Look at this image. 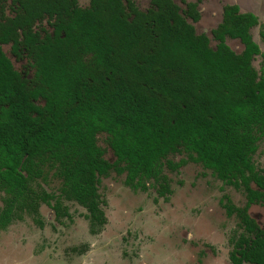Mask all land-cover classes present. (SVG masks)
Here are the masks:
<instances>
[{"label": "trees", "instance_id": "trees-1", "mask_svg": "<svg viewBox=\"0 0 264 264\" xmlns=\"http://www.w3.org/2000/svg\"><path fill=\"white\" fill-rule=\"evenodd\" d=\"M5 1L0 43L12 42L18 55L25 48L34 72L23 77L0 48V225L16 212L37 214L39 201L50 204L52 194L29 186L47 164L61 180L60 195L86 209L96 233L106 223L101 176L125 174L126 185L142 190L153 180L157 196L167 199L172 189L162 167L177 168L183 160L167 156L184 150L244 191L243 206L224 202L244 229L230 238V264H264V224L248 213L251 204L264 205V172L251 162L257 133L264 134V72L250 64L259 53L248 32L256 17L225 5L212 48L193 25L197 4L186 0L183 10L173 0H151L145 11L131 0H90L87 7L13 0V17L3 13ZM44 18L52 29L41 34L34 25ZM226 35L244 43L240 55ZM99 133L113 161L104 157ZM52 206L57 216L66 213L59 199Z\"/></svg>", "mask_w": 264, "mask_h": 264}, {"label": "rangeland", "instance_id": "rangeland-1", "mask_svg": "<svg viewBox=\"0 0 264 264\" xmlns=\"http://www.w3.org/2000/svg\"><path fill=\"white\" fill-rule=\"evenodd\" d=\"M77 1L87 6L89 0ZM134 1L141 9L149 7V0ZM227 2H237L243 11H253L264 21V0H201V18L195 27L197 32L207 33L212 47L216 42L210 31L221 21V7ZM39 25L50 28L45 20ZM252 35L264 50L257 27ZM227 43L236 52L241 50L237 40L228 39ZM4 50L18 70L32 74L25 59L16 60L7 45ZM260 61V56L254 59L257 68ZM97 143L105 150L104 157L113 161L105 133L97 135ZM252 158L264 169V137ZM167 159L186 161L176 170L162 167L173 190L167 201L154 200L152 180L146 181L142 191L126 186L125 175L113 170L100 177L98 190L107 221L97 233L89 231L86 210L61 197V180L54 169L45 168L43 176L30 184L59 197L69 217L56 219L53 209L43 202L37 214L16 212L14 219L0 228V264H229L230 238L242 228L234 215L226 214L223 203L229 198L242 206L243 190L215 177L184 150L169 154ZM3 196L0 192V208ZM249 212L260 224L264 222V206L253 204Z\"/></svg>", "mask_w": 264, "mask_h": 264}, {"label": "flooded vegetation", "instance_id": "flooded-vegetation-1", "mask_svg": "<svg viewBox=\"0 0 264 264\" xmlns=\"http://www.w3.org/2000/svg\"><path fill=\"white\" fill-rule=\"evenodd\" d=\"M133 3H134V5L138 8V9H140V10H142V11H145V10H147L148 8H150L151 6H152V4H151V0H149V7L148 8H146V9H141L138 5H137V3L134 1V0H131ZM179 7H180V9L181 10H183V9H185V4L181 1V0H179L180 1V3L183 5V7H181V5L178 3V2H176V0H173ZM186 1H189V2H193V3H196L197 4V9H198V11H199V13H200V18H201V10L199 9V2L201 1V0H195V1H193V0H186ZM76 2H77V4H78V1L76 0ZM89 2H90V0L88 1V5H89ZM87 5V6H88ZM225 5H236L237 7H238V9H239V11L240 12H242V13H251L252 15H254L255 17H256V23L255 24H253L252 26H250L249 27V29H248V32H249V34H250V36H251V39H252V41H254L257 45H258V48H259V53H256V54H254L253 56H252V58H251V60H250V64H251V66H252V68L254 69V71L257 73V75H261L263 72H264V50H262V48H261V46H260V44L254 39V37H253V35H252V29L253 28H255V27H257V29H258V36H259V38L264 42V38L262 37V35H261V30H262V25L264 24V21H261L260 20V18H259V16L255 13V12H253V11H243L241 8H240V6H239V4L237 3V2H227V3H224L223 5H222V7H221V21H222V14H223V7L225 6ZM78 6H80L79 4H78ZM87 6H80V7H87ZM17 8H18V3H13V0H6L5 1V5H4V7H3V13L5 14V16H7V17H13L14 16V14H15V11L17 10ZM200 18H199V20H200ZM46 21L47 23H48V25L50 26V28H47L46 26H44V25H39V24H41V22H43V21ZM188 20H190V19H188ZM198 20V21H199ZM191 21V20H190ZM198 21H196V22H198ZM220 21V22H221ZM196 22H193V25H194V27H195V23ZM219 22V23H220ZM218 23V24H219ZM218 24L215 26V27H217L218 26ZM39 25V26H38ZM214 27V28H215ZM214 28H212L211 29V35H212V30L214 29ZM34 29L35 30H37L38 32H40L41 34H43V32H44V30L45 29H47V30H51L52 28H51V25H50V23H49V20L47 19V18H44L42 21H38V22H36L35 23V25H34ZM195 29H196V27H195ZM18 32L19 33H21V31H20V29H18ZM196 32H197V30H196ZM197 33H199V32H197ZM200 33H205V32H200ZM206 35H207V33H205ZM208 36V35H207ZM209 37V36H208ZM212 38H213V36H212ZM19 39H21V37H19ZM214 39V38H213ZM228 39H231V40H237L240 44H241V50L239 51V52H236L235 50H233L230 46H229V44L227 43V40ZM209 40H210V38H209ZM215 40V42H216V44H217V40L216 39H214ZM224 42H225V44L226 45H228V47L234 52V53H236V54H241L242 52H243V50H244V48H245V45H244V43L241 41V39L239 38V37H231V36H229V35H226L225 37H224ZM216 44H215V47H216ZM5 45H7V46H9V50H10V53L14 56V58L16 59V60H26L28 63H29V66L31 67V70H32V74L30 75V76H28V75H26L24 72H22V71H20V70H18L15 66H14V63H13V61H12V59L10 58V56L5 52V50H4V46ZM211 45V44H210ZM21 46V45H20ZM212 47V46H211ZM215 47H212V48H215ZM0 48H1V50H2V52L4 53V55L11 61V63H12V65H13V67H14V69H16L17 71H19L21 74H22V76L23 77H25V78H27V79H30L31 77H32V75H33V72H34V68H33V65H32V60H31V56L28 54V52L26 51V49L25 48H23V47H21V48H19V55L18 54H16L13 50H12V42H3V43H0ZM257 56H260L261 57V61H260V65H259V68H257L255 65H254V59L257 57ZM36 103H38V101H36ZM40 103H43L42 102V100H40ZM261 137H264V134H258L257 133V140H256V149H255V151L252 153V155H251V162L254 164V166H255V169L256 170H260V171H263L264 172V169H261V168H258L257 167V165L254 163V161H253V155H254V153L256 152V150H257V148H258V141H259V139L261 138ZM174 153H176V152H174ZM172 154V153H171ZM188 156L189 157H191L192 158V156L191 155H189L188 154ZM193 156H195V154H193ZM191 160H193L194 162H196V163H200L204 168H206V169H209L211 172H212V174H213V170L211 169V168H208V167H205L200 161H196V160H194L193 158L191 159ZM182 160H179L178 162H181ZM186 163V161L185 160H183V162L182 163H180L178 166H177V168H175V169H171V170H176V169H178L181 165H183V163ZM177 163V162H176ZM45 168H50L47 164H44V165H42V166H40V168H39V170L41 171V175H39V176H34L33 178H31L30 180H29V186L31 187V188H33L32 186H31V184H30V182H31V180H33V179H35V178H38V177H42L43 176V173H44V170H45ZM53 169V168H52ZM115 172V171H114ZM116 173V172H115ZM125 175V174H124ZM167 175V174H166ZM214 175V174H213ZM168 176V175H167ZM215 177H217L216 175H214ZM169 177V176H168ZM124 178H125V176H124ZM218 178V177H217ZM170 179V178H169ZM219 179V178H218ZM221 180V179H220ZM153 181V180H152ZM221 181H223V180H221ZM154 182V181H153ZM224 182V181H223ZM226 183V182H225ZM125 184V183H124ZM227 184V183H226ZM126 185V184H125ZM229 185H231V184H229ZM126 186H128V185H126ZM233 186V185H232ZM129 188H131L130 186H128ZM170 187H171V180H170ZM235 187V186H234ZM236 188V187H235ZM131 189H133V188H131ZM137 189H140V188H137ZM172 189V188H171ZM135 190V189H134ZM140 190H142V189H140ZM154 190H155V182H154ZM143 191V190H142ZM173 191V190H172ZM0 192L4 195L3 196V205H4V197H5V193H4V191H1L0 190ZM244 192V191H243ZM47 193H49V192H47ZM155 193H156V190H155ZM49 194H51V193H49ZM172 194V193H171ZM171 194H169L168 195V197H167V199H164V198H162V197H159V196H157V193H156V197H155V201H157L158 200V198H162L164 201H167L168 200V198H169V196L171 195ZM53 195V194H52ZM245 195V194H244ZM61 197H63V196H61ZM63 198H65V197H63ZM102 198V197H101ZM57 199H59L60 201H61V199L59 198V197H56L55 195H53V199H50V204H48V203H46V202H44V201H39V204L41 203V202H43V203H45L46 205H49L52 209H53V211H54V208H53V206H52V204H54V201L55 200H57ZM65 199H67V198H65ZM67 200H71V199H67ZM73 201H75V200H73ZM75 202H77V201H75ZM61 203H62V201H61ZM78 203V202H77ZM245 203V202H244ZM39 204H38V208H39ZM79 204V203H78ZM103 204H104V202L102 203V205H101V207L103 206ZM253 204H259V203H253ZM253 204H251V205H253ZM62 205L66 208V213L65 214H63V215H61V216H57L56 214H55V211H54V215H55V218L56 219H58V220H60L62 217H69V212H68V209H67V207L62 203ZM79 205H81V204H79ZM235 205V204H234ZM244 205V204H243ZM242 205V206H243ZM250 205V206H251ZM260 205H262V204H260ZM82 206V205H81ZM223 206H224V203H223ZM237 206V205H236ZM262 206H264V205H262ZM3 207V206H2ZM1 207V208H2ZM83 207V206H82ZM0 208V209H1ZM38 208H37V210H38ZM84 208V207H83ZM250 208V207H249ZM85 209V208H84ZM102 209H103V207H102ZM224 209H225V207H224ZM86 210V209H85ZM104 210V209H103ZM87 212V211H86ZM225 212H226V209H225ZM105 213V212H104ZM248 213H249V215L252 217V218H254L251 214H250V212H249V209H248ZM88 214V213H87ZM227 214V213H226ZM15 215H16V213L11 217V219L8 221V223H6L5 225H0V228L1 227H6L13 219H14V217H15ZM228 215V214H227ZM231 215H234L236 218H237V216L235 215V214H231ZM231 215H228V216H231ZM105 216H106V214H105ZM238 219V218H237ZM255 219V218H254ZM87 220H88V226H89V219H88V217H87ZM106 221H107V217H106ZM255 221L257 222V224L262 228L263 227V224H264V222L262 223V224H260L256 219H255ZM238 223H239V226L242 228V232L241 233H239V234H237L236 236H239L240 234H242L243 232H244V229H243V227L240 225V222H239V219H238ZM40 224H41V222H40ZM103 227V226H102ZM89 231H90V229H89ZM90 233H92L91 231H90ZM97 233V232H96ZM231 243V242H230ZM231 249H232V244H231ZM230 249V250H231ZM230 252V251H229ZM228 257H229V255H228ZM229 262H230V258H229ZM230 264V263H229Z\"/></svg>", "mask_w": 264, "mask_h": 264}]
</instances>
